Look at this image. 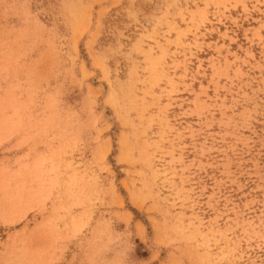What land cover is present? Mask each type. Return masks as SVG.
Segmentation results:
<instances>
[{
  "label": "rangeland",
  "instance_id": "374dc122",
  "mask_svg": "<svg viewBox=\"0 0 264 264\" xmlns=\"http://www.w3.org/2000/svg\"><path fill=\"white\" fill-rule=\"evenodd\" d=\"M0 264H264V0H0Z\"/></svg>",
  "mask_w": 264,
  "mask_h": 264
}]
</instances>
